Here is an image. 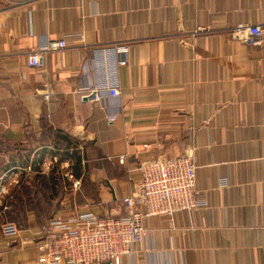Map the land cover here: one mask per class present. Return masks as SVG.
<instances>
[{
    "label": "crops",
    "instance_id": "0c3cea01",
    "mask_svg": "<svg viewBox=\"0 0 264 264\" xmlns=\"http://www.w3.org/2000/svg\"><path fill=\"white\" fill-rule=\"evenodd\" d=\"M246 23L264 26V0H0V226L24 186L72 165L62 157L74 150L81 187L64 182L45 222L122 214L142 162L194 148L209 205L146 218L121 264H264V45L235 38ZM64 37L43 67L28 65ZM106 86L121 94L88 95ZM25 218L19 237H0V264H38L45 222L29 203Z\"/></svg>",
    "mask_w": 264,
    "mask_h": 264
},
{
    "label": "built area",
    "instance_id": "2783aa9c",
    "mask_svg": "<svg viewBox=\"0 0 264 264\" xmlns=\"http://www.w3.org/2000/svg\"><path fill=\"white\" fill-rule=\"evenodd\" d=\"M234 35L249 46L264 45L262 24H239ZM67 45L68 37L51 41L30 52L27 63L33 68H41L45 51L62 49ZM128 63V59L119 62L120 65ZM101 91L109 96L121 94L119 87L106 86L91 88L88 95L98 100ZM45 98L49 99V94H45ZM194 151L192 148L182 156L142 162L137 168L142 178L141 186L136 193L123 198L125 210L122 214L100 216L93 211H85L57 215L46 221L35 233L38 237L34 243L38 264H121L125 256L136 252L133 247L146 239L149 232L144 224L146 218L158 216L172 221L179 211L208 206L209 200L197 189L198 165ZM125 159L126 155H121L119 160L124 163ZM66 176L74 189L81 187V180L72 170ZM228 184V178L220 179L221 187ZM4 191L0 185V196ZM122 204L119 207L122 208ZM7 208L5 206L4 209ZM22 230L16 222L7 221L0 226V237L17 238Z\"/></svg>",
    "mask_w": 264,
    "mask_h": 264
},
{
    "label": "trees",
    "instance_id": "16d2710c",
    "mask_svg": "<svg viewBox=\"0 0 264 264\" xmlns=\"http://www.w3.org/2000/svg\"><path fill=\"white\" fill-rule=\"evenodd\" d=\"M70 146L71 144H67L65 149H68ZM69 158L73 160V173L76 176H80L83 160L81 153L78 150H74ZM62 184V178L54 171L49 176L38 174L33 184L24 186L23 188L24 193L28 196L27 201L19 197V202L15 204L13 202V206L6 212V215L20 226H25L27 223L25 218L26 203H29V206L33 207L38 216V223L44 224L45 219L51 217L54 209V198L59 195Z\"/></svg>",
    "mask_w": 264,
    "mask_h": 264
},
{
    "label": "rangeland",
    "instance_id": "374dc122",
    "mask_svg": "<svg viewBox=\"0 0 264 264\" xmlns=\"http://www.w3.org/2000/svg\"><path fill=\"white\" fill-rule=\"evenodd\" d=\"M62 160H64V161L65 160H68L70 162L68 155H63ZM71 168H73V164L71 165V162H70V165H68V166H66V165H60V164L59 165L56 164L54 166L51 165V167H50V169H49V171L47 172L46 175L49 176L54 171L56 174H58L59 177L62 178V183L66 182L67 185H69V183H72V182L69 180V178L66 176V174L70 170H72ZM5 218L6 219H4V221H7V220H10L11 221V219H9L8 216H5Z\"/></svg>",
    "mask_w": 264,
    "mask_h": 264
}]
</instances>
